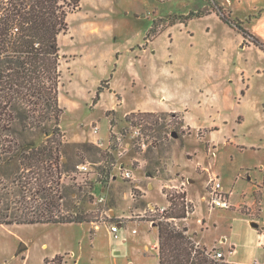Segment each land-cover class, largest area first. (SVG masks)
Instances as JSON below:
<instances>
[{
  "label": "rangeland",
  "instance_id": "rangeland-1",
  "mask_svg": "<svg viewBox=\"0 0 264 264\" xmlns=\"http://www.w3.org/2000/svg\"><path fill=\"white\" fill-rule=\"evenodd\" d=\"M214 2L264 44V0H79L67 12V30L58 36L63 113L55 176L64 195L61 207L84 210L97 221L1 224L0 264H43L44 257L54 255L61 256L62 264H129V260L157 264L156 229L146 219H156L158 209L167 208L162 206L167 196L155 187L141 198V190H134L131 179L122 178L120 168L130 170L137 181L144 173L175 177L180 172L188 186L183 189L185 199L187 193L194 207L189 220L178 222L180 226H189V234L206 250L221 249L226 260L264 264V50L215 12L177 21L153 41L145 39L153 19L157 26L164 18V26L172 14L216 10ZM103 80L111 89L104 87L93 103ZM152 98L184 113L191 126L212 132L202 138L201 130L185 128L181 114L173 112L147 118L137 111L132 122L125 120L126 111ZM108 110L114 113L107 115ZM141 120L144 148L136 144L134 132ZM213 126L218 129H210ZM88 133L101 140L71 139ZM26 135L37 144L45 142L41 129ZM80 164L88 165L89 171H80ZM198 165L207 167V172ZM16 168L14 160L0 167V213H15L25 209L26 202L41 201L35 188L21 190L13 183ZM208 172L218 175L231 192L230 208L210 209L203 200ZM18 176L23 185L35 183L31 173ZM249 176L259 182L261 193L252 192ZM143 181V190L148 191ZM102 188L107 190L104 204L97 202L105 194ZM129 191L138 202L131 201ZM174 191L182 192L162 189L167 195ZM256 194L261 200L252 204ZM237 202L244 204L238 207ZM139 206L144 211L134 212L133 207ZM101 208H113L117 218L110 220L109 211L102 220L97 215ZM117 221L123 223L119 237H113L108 224Z\"/></svg>",
  "mask_w": 264,
  "mask_h": 264
},
{
  "label": "trees",
  "instance_id": "trees-1",
  "mask_svg": "<svg viewBox=\"0 0 264 264\" xmlns=\"http://www.w3.org/2000/svg\"><path fill=\"white\" fill-rule=\"evenodd\" d=\"M78 2L79 0H0V167L6 161H16L13 183H17L21 190L35 188V192L41 194V201L27 203L24 199L27 204L25 209L15 213H10L9 210L0 213V224L97 221L84 210L77 208L71 211L61 207L64 195L55 176L59 120L63 113L59 103L61 70L58 36L67 30V12L77 7ZM214 5L219 8L212 11H190L187 15H169L164 26L161 25L164 18L159 19L157 26L153 20L145 39L152 40L163 28L174 25L177 21L186 22L193 17L215 12L221 21L237 29L244 38L264 50V44L247 32L240 21L232 19L228 10L216 2ZM106 86L108 87V82L103 80L97 87L93 103H96ZM113 113V110L106 112L107 115ZM139 114L147 118L157 116L154 112ZM134 116L136 117V113H128L125 120L132 122ZM113 122L111 118L110 126H113ZM157 123L158 120L154 118V124ZM31 129H41L45 142L37 144L28 139L26 134ZM109 135V139L113 138L111 131ZM22 173L34 175L35 183L26 181L23 185L18 176ZM166 199L169 205L165 211L156 219H146L157 226V264H218V261L206 254L205 247L194 245L195 240L188 233V227L178 223L194 211L193 205L185 199V192H171ZM260 200L261 195L256 194L255 201ZM258 211L260 213V206ZM43 264H62V258L59 255L45 257Z\"/></svg>",
  "mask_w": 264,
  "mask_h": 264
},
{
  "label": "crops",
  "instance_id": "crops-1",
  "mask_svg": "<svg viewBox=\"0 0 264 264\" xmlns=\"http://www.w3.org/2000/svg\"><path fill=\"white\" fill-rule=\"evenodd\" d=\"M212 14V13H210ZM210 14H207L205 16H208ZM203 17V16H201ZM198 18V17H197ZM154 20V19H153ZM152 20V21H153ZM153 41V40H152ZM143 52H146V48H144L142 50ZM105 89L107 90H110V84L108 83V87L106 86ZM61 100V99H60ZM154 112V113H161V112H173V113H180L181 114V120H182V126H184L185 128L189 129V130H194V131H202L203 133H201V137L204 138V136L207 134L209 135V133L212 132V130H207L205 131V129H203L202 127H194V126H191L189 123H188V120L186 118V115L184 113H181L180 111H176L174 110V108H168L166 107L165 103L164 102H161V100H157L155 101L154 98L148 100V101H144L142 104H140L136 109L134 110H129V111H126L125 112V115L128 114V113H131V112ZM124 115V116H125ZM86 126V125H85ZM210 129H213V130H217L218 129V126H213L211 127ZM94 133V132H93ZM110 134V132H109ZM70 139V138H69ZM72 141H76V142H82V141H87V142H91V143H98V140H101V139H98L97 137H94L93 135L91 136L90 133H88V136L85 137V134L83 135H73V138H71ZM101 144H103V141H100ZM208 143L209 147L208 149L210 148V144L209 142H206V144ZM200 165H198L199 167ZM200 169H201V172H207L206 169H208L207 167H201L200 166ZM212 173L208 172V176L210 175L211 176ZM215 174V173H214ZM212 174V175H214ZM182 174L180 172H176V176L175 177H170V175H166L165 177L162 176V177H157L155 174H146L144 173L143 176H140L139 177V180L137 181L136 178L133 177V174H132V181H133V186L134 188H137L139 190H141L142 194H141V198H147V195L150 194L149 192L153 189V188H158L159 190H161V193L163 194L162 192V189L164 188H169V189H176V190H187L188 189V186L186 185V180H183L182 177H180ZM216 175V174H215ZM116 177V176H115ZM219 177V176H218ZM148 178V180L146 179ZM209 178V177H208ZM249 178V186L252 190V192L254 193V191H259L261 193V186L259 185V182L253 178H251L250 176L248 177ZM145 180L143 182H146V187L148 189V191H144L143 190V186H142V183L141 181L142 180ZM208 180V179H207ZM188 181V180H187ZM191 185V184H189ZM224 186V185H223ZM184 189V190H183ZM101 194H103L104 196L107 195V190L105 188H102L101 190ZM131 191V190H130ZM129 192L128 193V196L129 198L131 199V201H134V200H137L138 202V199H136L134 196H132V194ZM127 195V194H126ZM164 195V194H163ZM187 195V200H189V202H193L192 198H189L188 194L186 193ZM261 195V194H260ZM165 197V196H164ZM231 193L229 195V203L230 205H232L231 203ZM165 204H162L163 205H167L168 206V200L165 198ZM254 197H253V200H252V204H254ZM242 204H244V202H237V206L240 207ZM251 204V205H252ZM147 205H151V203H147ZM153 205V204H152ZM161 206V205H160ZM166 206V207H167ZM133 210L134 212H143L144 210L142 208L139 207H133ZM110 214L112 215V217L115 219L117 218L113 212V208H110ZM128 216H125L123 218H127ZM191 217V214L184 220H189ZM149 224V227H152V228H155L156 229V241L154 242L153 244V247L156 251V255H157V247H158V231H157V226L154 225L153 223L150 224L149 222H147ZM46 224V223H45ZM64 224H73V223H64ZM79 224V223H78ZM1 225V224H0ZM4 225V224H3ZM7 225H10V224H7ZM189 227V226H188ZM93 230L95 231L96 228H93ZM190 231V228L188 229V233ZM137 233V232H136ZM136 233H133V234H136ZM110 234V233H109ZM198 242L201 244V240H198ZM204 244V243H203ZM205 245V244H204ZM206 246V245H205ZM207 247V246H206ZM145 248H149V245L148 244H145ZM217 251H220L223 253V251L221 249H217ZM223 257H224V253H223ZM45 258V257H44ZM43 258V259H44ZM226 260V259H225ZM227 261L231 262V263H235V264H242L241 262H238V261H233V260H229L227 259ZM157 263H158V257H157ZM110 264H120V263H116V262H110ZM129 264H133V262L131 260H129ZM246 264H250V263H246Z\"/></svg>",
  "mask_w": 264,
  "mask_h": 264
},
{
  "label": "built area",
  "instance_id": "built-area-1",
  "mask_svg": "<svg viewBox=\"0 0 264 264\" xmlns=\"http://www.w3.org/2000/svg\"><path fill=\"white\" fill-rule=\"evenodd\" d=\"M143 120H141L139 126L135 128L134 132H135V137L137 139L136 144L139 145L141 148H144L146 143H145V136L141 130V125L143 124ZM93 132L96 133L97 132V126L93 127ZM211 154H214V151L212 149ZM78 169L80 171H89V166L86 164H80L78 165ZM120 173L123 179H132V172L128 169H122L120 168ZM206 193L207 195L205 197H203L204 201H207L208 207L210 209L214 208V207H219V208H230V203H229V195L231 192L227 191L225 189V187L223 186L220 178L218 177V175H211L206 183ZM165 196H169V194H165L163 193ZM132 196H134L132 194ZM97 202L100 204H104L105 202V196L104 195H100L97 198ZM169 204V202H168ZM165 207H160L158 209L159 214L163 213L165 211ZM109 211L110 210H106L104 208H101V210H99L98 212V216L103 220L104 216H108L109 215ZM112 216L109 217V219ZM114 219V218H113ZM123 223V222H122ZM121 222H111L108 224V231L110 233L111 236H115V237H119L118 236V231L120 226L122 225ZM150 224L153 223V221H149ZM132 233H136L137 230L136 228H132ZM200 243L198 241H195V246L197 247ZM206 254H208V256L216 261H218V264H235V263H231L227 260L224 259L223 257V253L217 250H207ZM251 264V263H250ZM256 264V263H255Z\"/></svg>",
  "mask_w": 264,
  "mask_h": 264
},
{
  "label": "water",
  "instance_id": "water-1",
  "mask_svg": "<svg viewBox=\"0 0 264 264\" xmlns=\"http://www.w3.org/2000/svg\"><path fill=\"white\" fill-rule=\"evenodd\" d=\"M251 224H252L253 226H257V224H256V223H254V222H251Z\"/></svg>",
  "mask_w": 264,
  "mask_h": 264
}]
</instances>
